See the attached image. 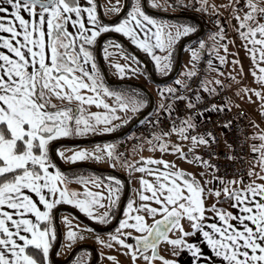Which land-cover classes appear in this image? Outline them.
<instances>
[{"label": "snow or ice", "instance_id": "6c2138e0", "mask_svg": "<svg viewBox=\"0 0 264 264\" xmlns=\"http://www.w3.org/2000/svg\"><path fill=\"white\" fill-rule=\"evenodd\" d=\"M148 3L164 10L194 7L208 13L217 25L212 38L218 39L227 53L226 23L221 20L224 9L227 22L235 21L231 27L251 62L255 87L237 80L245 76L238 54L232 63L239 71L225 74L213 58L223 66L226 55H219L215 46L209 47V58L202 70L205 74L200 77L198 64L206 44L199 40V47L189 48L191 67L186 66L173 77L175 86H158L162 100L147 113L151 118L144 121L153 129L146 137L150 148L178 153L185 160L212 169L217 186L207 187L208 179L201 184L192 173L177 169L174 162L163 158L129 162L116 148L119 136L103 144L95 142L91 150L88 146L70 145L76 148L71 155L56 146V152L67 161L106 159L112 167H126L130 175L142 173L136 197L128 198L124 204L121 196L125 185L116 176L69 175L49 155L56 140L117 132L141 109L151 107L150 98L142 90L109 87L94 54L101 34H121L151 58L160 75L166 76L173 69L178 42L193 33L195 26L148 14L144 0H115L107 9L121 14L115 22H105L98 15V0H0V264H53L50 252L57 240V206L64 203L105 225L122 208L115 231L108 233L107 240L100 236L96 240L109 249L117 248L128 257V264H155L157 260L161 264H179L177 259L160 253L161 245L170 248L172 257L186 250L191 264H264V132L259 133L261 143L250 146L255 155L254 165L247 169V180L216 175L219 169L207 158L198 153L190 157L179 143L170 145L163 139L175 133L178 140H190L193 145L215 142L211 132L201 134L195 129L197 114L224 112L233 105L225 97L224 104L212 102L206 108L200 107L206 102L205 94L215 96L231 87L219 75L237 82L236 94H245L241 99L255 103V96L264 118V0ZM110 48L118 49L126 61H109L121 77L138 71L140 60L127 52L119 40L104 41L105 59ZM213 69L218 75L210 81L207 73ZM181 101L183 108L195 111L180 114L177 109ZM93 105L97 110H91ZM164 120L168 121L167 128ZM222 124L227 128L232 121L226 119ZM227 155L235 159L231 152ZM146 176L154 177V181ZM69 181L83 185L82 191L69 190ZM209 197L213 199L211 204L206 203ZM60 219L67 225L64 239L68 247L84 238L79 225L71 226L67 216ZM85 228L92 230L88 225ZM192 236L199 237L202 243L190 240ZM59 254L56 250L55 255ZM107 257L113 264H120L116 255L109 252ZM72 264H83V259L77 258Z\"/></svg>", "mask_w": 264, "mask_h": 264}, {"label": "rangeland", "instance_id": "374dc122", "mask_svg": "<svg viewBox=\"0 0 264 264\" xmlns=\"http://www.w3.org/2000/svg\"><path fill=\"white\" fill-rule=\"evenodd\" d=\"M148 14L149 13V9H145ZM198 13H200V11H198ZM227 14L224 18V21L226 23V26H228V28H225V33L226 36L228 38V49H227V53H225L224 49H223V45L222 43L218 40V39H214L212 38V35L209 34L208 37L205 38V34L199 39V40H204L205 44L208 45L209 47H216L217 52L219 53V55H226L227 57V62L221 66L218 62V60H216L215 58L214 60V64L217 67H222V71L227 74L230 72H238L239 68L238 66L233 65L232 60L235 58V55L238 54L239 58L242 60L243 62V67H244V73L245 76L244 78H240L237 77V80H239V82L241 84H246L248 87H255L256 85L254 84V79L253 76L251 74V62L249 60V57L246 55L245 49L243 47H240V45L242 44V41L240 40V38L236 35V32L234 30V28L231 27V22L228 23L227 22ZM203 24L205 25V27L207 25H209V23H207L206 19H202ZM215 31L217 30L214 29ZM205 38V39H204ZM192 41V39L188 38V42L186 43L187 45L184 47H187V49L184 50L183 56H182V64H180V72L182 70L185 69V67L187 65H189V61L191 58V52L189 51L190 47H199L198 41ZM234 40L235 44H233L231 41ZM99 42V41H98ZM190 42V43H189ZM182 43V42H181ZM180 43V44H181ZM98 43L95 45L97 46ZM97 48V47H96ZM184 49V48H183ZM127 52L129 53H134L133 51L129 50L128 48L125 49ZM95 51V50H94ZM103 55H104V46H103ZM135 54V53H134ZM115 56H117V58L114 60L115 63H126V61L124 60L123 57L120 56L119 54V50L116 49V52L114 54ZM104 59H105V55H104ZM133 63V66L136 67L135 62H131ZM108 63V62H107ZM141 63V62H140ZM105 64H106V59H105ZM186 65V66H184ZM108 69L110 71H112L114 69L113 66H110V63L107 65ZM140 66V64H139ZM138 66V67H139ZM106 67V66H105ZM143 70V69H142ZM144 71V70H143ZM175 72V70H174ZM180 72L178 73V75L180 74ZM111 76H114L113 72L110 73ZM174 74V73H173ZM209 74H211V80H213L215 77H217V72L213 69V70H209ZM120 78L121 81L119 82H125L124 80L126 79V77L128 78L129 76H134V75H138V71L131 73V74H126L125 76L121 77L119 74H117ZM177 75V76H178ZM139 77V76H138ZM141 78V77H140ZM219 79H221L222 81H224L225 83H231V87H229L230 89H232L234 95L236 96V98L238 99V101L247 108V110L249 111L252 120H253V128L252 131L253 133H256V136L252 135V144H260L261 141L259 139V133L264 132V118H262L259 110H258V101L257 98L255 96L252 97L253 101H256L255 103H251L248 102L247 99H241V97H244L245 94L243 92H240L239 95L236 94V88H237V82L236 81H229L228 77L226 75H219ZM156 82V81H155ZM172 83L173 86L174 82L173 79L166 81L162 84L157 83V86L159 87H164L167 84ZM110 88L112 89H116V90H120V89H136V88H130L128 86H124V85H120V86H113V85H109ZM138 90V89H137ZM155 101L156 104L158 103V99L161 98V96L159 94H156ZM109 100H111L112 98H108ZM91 110H97L96 107L93 105L91 106ZM129 115H131V113H129ZM135 116V115H134ZM145 118H149V116L147 115ZM145 118L143 120H145ZM116 123H119V121H115ZM142 122V121H141ZM125 126V125H123ZM122 126V127H123ZM120 133V132H118ZM116 133V134H118ZM114 133H109V134H97V135H89L88 137L85 138H69V141L72 142H79V141H84V144H64L61 145V150L65 151V155H71L72 151H75L76 148L74 147H68L70 145H75V146H88L89 149L91 150V148L94 147L95 142H99L101 144H103L106 140H112L114 138H110V139H106L107 137H112L114 135H116ZM132 134V131L126 133L123 137H120V140L117 142L116 144V148L117 150L120 151V149L124 148V141L125 139L129 138ZM164 139V138H163ZM167 142L171 145L174 143H179L181 146V150L189 153L190 157L192 154H196L200 152L201 148H202V144H197V145H193L192 142L190 140H178L177 139V134L173 133L171 136H169L167 138ZM165 140V139H164ZM154 143V141H153ZM251 144V145H252ZM53 145V143H52ZM52 148V147H51ZM51 148L49 151V155L51 154ZM127 153L128 156L126 157L129 162L135 160L137 162H141V158H149L152 157L154 159H159V158H163L165 160H168L170 162H174V165L176 166L177 169H182L185 170L186 172L192 173L194 176L197 177V179L200 181L201 184L204 183L205 179H208L210 181V183L207 184V187L211 188L214 186H217L218 181H214L212 180V172L204 169L203 167H201L199 164L196 163H192L189 160H185L183 158H181L179 156L178 153H169V152H162L159 148H150L148 141H145L143 144L137 145V146H129L127 147ZM255 155V154H254ZM254 155H251L254 156ZM51 156V155H50ZM64 162H69L72 163L70 165H62L63 167H67L68 169L63 170L62 168H60L62 171H65L66 173H68L69 175L72 174H78V173H83L85 175H90L91 173H95L96 175L100 176V177H107L109 175L112 176H116L118 179H120L121 183H123L125 185V189L127 187V183L128 182V188H129V193H128V198H135L136 197V189L138 187V178L140 175H142V173H140L139 171L132 173L131 175L129 174L128 170L126 167H112L111 163L109 161H107L106 159L101 160V161H96V160H84V161H76L71 162V161H67L64 160L63 158H61ZM253 162V161H252ZM95 165L98 169V172H96V170L90 168V167H81V166H77V165ZM106 169V174H103L102 172H104V170ZM112 171V172H110ZM201 173H203V175H201ZM147 179L153 180L154 181V177L151 176H146ZM66 186L69 188V190L71 191H82L83 185H80L79 183H77L76 181H69L67 182ZM89 187H92V185H89ZM93 190H96L95 188ZM125 190L122 193L121 199L124 195ZM127 202V201H126ZM213 202V199L211 197H209V199L206 201V203L211 204ZM69 205V204H67ZM62 205V207H69V208H74L76 211H78V209H76L74 206L72 205ZM61 206L57 207L60 208ZM79 212V211H78ZM80 213V212H79ZM82 216H84L85 218H87L89 221H91L92 223L95 221H92L90 218H88L87 216H85L84 214L80 213ZM62 216H67L69 221L71 222V226H73L74 228L79 225V229L82 230L83 232V239H79L75 244H73L71 247L67 246V242L64 239V235L66 232V227L67 225H65V223L60 219V217ZM184 223L186 221H183ZM97 224V226L101 227V228H106L109 226L105 225V224H100L99 222H95ZM94 224V223H93ZM85 225L80 219H78L73 213H71L68 210H63L60 212L59 215V226L61 229V235H62V241H61V246L59 249V255L62 256H67L70 254L71 251H73L76 247H82V246H88V247H94L96 249V251L98 252V254H100V261L105 263V264H113V262L111 260L108 259L107 254L110 252L113 255L117 256V259L120 261V264H128V257L126 255H124L123 253H121L117 248H112L109 249L106 246L102 245L101 243H99L96 240V236H100L101 239L107 240L108 239V233L114 232L115 228H113L110 231L107 232H98L95 229H93L92 227H90L92 230H88L85 228ZM58 236V233H57ZM63 245V247H62ZM68 251V252H67ZM92 250H89L88 248H81L80 249V255L82 256V259H84V256L86 257L87 255H89ZM63 252H66L67 255L63 254ZM161 252L164 256L169 257L170 255V248L167 245H161ZM87 259V258H86ZM156 264H161V262H158Z\"/></svg>", "mask_w": 264, "mask_h": 264}, {"label": "built area", "instance_id": "2783aa9c", "mask_svg": "<svg viewBox=\"0 0 264 264\" xmlns=\"http://www.w3.org/2000/svg\"><path fill=\"white\" fill-rule=\"evenodd\" d=\"M179 11L183 12H192L197 10L194 7L182 8ZM227 19V17H226ZM207 23L216 29L217 25L207 17ZM235 21H231V24H234ZM208 45L204 49V56L200 60L198 67L201 69L200 77L205 73L202 71L205 67V61L209 58V53L207 52ZM214 59V58H213ZM209 76V72L207 73ZM198 77V78H200ZM196 80H193L195 83ZM218 87V86H217ZM225 97H228L233 101V105L230 110H225L224 112H215V111H205L203 116L197 114L196 123L197 127L195 129L196 133L205 134L211 132L215 136V142L210 145H204L199 154L203 158H207L211 164H214L219 169L216 172V175L225 176L226 178L230 177H246L247 169L250 166L251 159V136L253 128L252 117L247 110L236 98L232 89L226 88L221 91L218 95L208 97L205 94V103H202L200 107L207 106V103H217L224 104ZM181 107L177 109L180 114H183L185 111H195V109H185L182 107L183 101L179 102ZM238 105V106H237ZM145 118L142 122H139L133 129L132 134L129 138L124 141V148L120 149L121 152L128 156L127 147L137 146L143 144L147 141L146 137L153 131L148 123L144 121L150 119ZM231 120L232 124L230 127H224L222 121ZM164 125L167 128L168 121L164 120ZM135 137V139H133ZM210 139V138H209ZM243 141V144H241ZM227 142V143H226ZM231 144L234 147L229 148L227 145ZM213 152L218 153V155H212ZM231 152L232 156L235 159H229L228 153ZM203 167V165H201ZM212 172V169H207ZM213 173V172H212Z\"/></svg>", "mask_w": 264, "mask_h": 264}, {"label": "crops", "instance_id": "0c3cea01", "mask_svg": "<svg viewBox=\"0 0 264 264\" xmlns=\"http://www.w3.org/2000/svg\"><path fill=\"white\" fill-rule=\"evenodd\" d=\"M158 2H160V3H162L163 2V0H158ZM186 2H191V0H186ZM208 2H209V4H211V3H217V4H222V3H226L227 2V0H208ZM115 3V0H98V5H99V7H98V15H100L101 17H102V19L105 21V22H114L113 20L120 14V13H112V12H108L107 11V9L108 8H110L111 7V5L112 4H114ZM147 4H148V6H147ZM144 8L145 9H149V13H150V15H154V16H163V17H167V18H169L170 20H174V21H176L175 19H173V15L175 14V15H177V14H180V15H195L199 20H202V19H206L207 20V17L209 16V14L208 13H205V12H201L200 11V13H198V12H194V11H192V12H183V11H179V10H177V11H173V10H171V9H167V10H164V9H162V8H156V7H153L152 5H150L149 3H148V0H145V4H144ZM100 10H101V12H100ZM210 11H212L211 9H210ZM221 20H222V22L224 21V18H225V16H226V11L224 10V9H221ZM196 18V19H197ZM202 23H203V21H201ZM204 28H206V32H204L203 33V35L205 34V38L206 37H208L209 36V34H212L213 32H215V30L214 29H212V27L210 26V25H207L206 27H204ZM226 28H228V26H226ZM111 33H114V34H116V35H119V36H121V34H119V33H115V32H110V33H104V34H101V37H103V36H105V35H108V34H111ZM101 37H98V41H99V39L101 38ZM122 37V36H121ZM123 38V37H122ZM204 38V39H205ZM107 39H113V40H119V39H117V38H115V37H112V36H107L104 40H103V42H102V46H101V59H102V61H103V64H104V66H106L105 68H106V70H107V73H108V76H109V78L111 79V80H114V81H121V78L117 75L118 73H117V71L115 70V68L112 70V71H110L109 69H108V64H109V61H111L113 64L115 63L114 62V60L117 58V56H115L114 54H115V52H116V48H110L108 51H109V56H108V59H106V64H105V59H104V55H103V51H102V49H103V46H104V41L105 40H107ZM126 40V39H125ZM120 41V40H119ZM120 43H121V45L123 46V48L124 49H126L127 47L125 46V44L124 43H122V41H120ZM186 49H187V47H186ZM118 50V49H117ZM94 54H95V56H96V61H97V64H98V66L100 67V64H99V61H98V59H97V51L95 50L94 51ZM108 62V63H107ZM141 62V61H140ZM142 63H140V66L138 67V75H134L133 77L132 76H129L128 78L126 77V79L124 80L125 81V83H122V84H110V83H108L107 81V83H108V85H113V86H120V85H124V86H126V82H134V83H138V84H141V85H143L148 91H150L151 93H152V95H153V97H156V94H159V92H158V86H157V82H155L154 81V79H148V77H147V74H146V71L144 70V68H143V66L141 65ZM189 65H187V67H191V64L190 63H188ZM135 65V64H134ZM184 66H186V65H184ZM100 69H101V67H100ZM144 71H143V70ZM101 71H102V69H101ZM114 73L113 75L114 76H111V74L110 73ZM139 76V77H138ZM158 77V79H168V77H170V76H168L167 77V75L166 76H162V75H160L159 73H158V75H157ZM141 77V78H140ZM105 78V77H104ZM208 78H209V80L211 81V74H209V76H208ZM106 80V79H105ZM129 84V83H128ZM160 84H162V83H160ZM154 100H155V98H154ZM161 100H162V97L161 98H159L158 99V103L156 104V101H155V107H158L159 106V104H160V102H161ZM154 107V108H155ZM122 128V127H121ZM121 128H119L118 130H117V132H114V134H116V133H118L119 132V130L121 129ZM252 135H253V133H252ZM168 137H164V139H165V141H167L168 139H167ZM62 139H64V138H61V139H59V140H56V141H54V142H52V143H55V142H57V141H60V140H62ZM251 139H252V136H251ZM251 144H252V140H251ZM203 146H204V144H202ZM61 146V145H60ZM202 146V147H203ZM54 152H55V156L57 157V159L60 161V163L62 164V165H70V164H72V163H69V162H64L61 158L62 157H60L59 156V154L56 152V150H54ZM51 155V154H50ZM251 155H254V153L251 151ZM253 156L251 157V159H250V165H254V161H253ZM253 161V162H252ZM75 163V162H74ZM92 166H95V165H93V164H91ZM200 165V164H199ZM201 166V165H200ZM68 167V166H67ZM95 167H97V166H95ZM202 167V166H201ZM204 168V167H203ZM205 169V168H204ZM248 179V177L246 176L245 177V180H247ZM62 205H67L66 203H64V204H61V205H58L57 207H59V206H62ZM67 206H69V205H67ZM225 207H227V205H224ZM95 225H97L95 222H93ZM184 223V222H183ZM184 226H185V228H187L188 227V225H187V222H185L184 223ZM189 239L190 240H192V241H195V242H197V243H202V241L199 239V237H197V236H192V237H189ZM68 252V251H67ZM63 254H67L66 252H63ZM169 258H174V259H177L178 261H179V264H191V255H190V253H188L186 250L185 251H182L181 252V254L179 255V256H176V257H172L171 256V252H170V255H169Z\"/></svg>", "mask_w": 264, "mask_h": 264}, {"label": "water", "instance_id": "95a60500", "mask_svg": "<svg viewBox=\"0 0 264 264\" xmlns=\"http://www.w3.org/2000/svg\"><path fill=\"white\" fill-rule=\"evenodd\" d=\"M144 4H145V0H144ZM101 12V10H100ZM121 14H119L118 16H120ZM117 16V17H118ZM117 17L113 20L114 22L116 21ZM200 27H201V30L200 32L196 35V37H200L203 32H204V27L205 25L200 22ZM107 36H112V37H115L117 39H119L120 41H122V43L125 44V46L131 50V51H134V49L132 48V46L124 39L122 38L121 36L119 35H116L114 33H111V34H108V35H105L103 37H101L99 39V42H98V45H97V59L99 61V64H100V67L102 69V72L104 73V77L106 79V81L110 84H122V83H125V82H119V81H114V80H111L108 76V73H107V70L103 64V61L101 59V46H102V42L103 40L107 37ZM188 42V39H184L182 41V43L180 44L179 46V51H178V59H177V64H176V68H175V72L174 74H172L170 77H168V79H158L156 77H154V75L152 74V69H151V65L149 63L146 62V60L139 54H135L138 59L144 64V66L147 68L148 70V73L153 75V79L154 81H156L157 83H164L166 81H169L170 79H172L173 77H175L176 73L179 71V68H180V64H181V59H182V51H183V48L184 46L186 45V43ZM126 83H129V84H132V85H135L141 89H143L148 97L150 98V101H151V107H149L145 112H143V119L147 116V113L151 112L153 107H154V104H155V100H154V97L152 95V93L150 91H148L143 85L141 84H138V83H134V82H126ZM141 114V115H142ZM141 115L136 119V121L126 130L112 136V137H107L106 139H110V138H115L117 136L119 137H123L126 133H128L129 131H131V129L141 121ZM85 142L84 141H79V142H72V141H69V140H65V141H57L55 143H53V146L51 148V157L52 159L54 160V162L57 164L58 167L62 168L63 170H66L68 169L67 167H63L62 164L60 163V161L57 159V157L55 156V148L56 146H60V145H64V144H84ZM77 166H81V167H90L94 170H97V168H95L94 166L92 165H77ZM127 183V187L125 189V192H124V195H123V198H122V202L124 204H126V201H127V197H128V193H129V188H128V182ZM63 210H68L70 211L71 213H73L78 219H80L84 224L92 227L93 229H95L96 231L98 232H107V231H110L112 230L113 228H115L118 224V220L119 218L122 216V208L121 210L118 212V215L116 217V220L115 222L110 226V227H107V228H101L95 224H93L92 222H90L88 219H86L84 216H82L78 211H76L74 208H69V207H60L57 209V214H56V225H57V233H58V236H57V242H56V245L54 247V250L52 252V262L53 264H66L70 261V259L72 258V256L74 255V253L77 251V250H80L81 248H88L89 250H92L94 251V258H93V261H92V264H94L96 261H97V252H96V249L94 247H88V246H82V247H76L71 253L70 255L66 258V259H57V255H55V251L56 250H59L60 249V246H61V241H62V235H61V229H60V226H59V215H60V212L63 211ZM130 238V237H129ZM131 239V238H130ZM159 251H160V248H159Z\"/></svg>", "mask_w": 264, "mask_h": 264}, {"label": "trees", "instance_id": "16d2710c", "mask_svg": "<svg viewBox=\"0 0 264 264\" xmlns=\"http://www.w3.org/2000/svg\"><path fill=\"white\" fill-rule=\"evenodd\" d=\"M147 6H148V4H147ZM197 17L195 16V15H180V14H177V15H173V19H175L176 21H182V22H186V23H188V24H190V25H193V26H195V31L193 32V33H191V34H189V35H187V36H184V37H182L181 38V41H179L178 42V45L176 46V48H175V50H174V53H173V69H172V71L167 75V77L168 76H170V75H172L173 73H174V70H175V68H176V64H177V59H178V51H179V46H180V43L184 40V39H192V41L191 42H193V41H196V40H199L201 37H196V35L200 32V30H201V27H200V22L202 21V20H199L198 18L196 19ZM204 32H206V28H204ZM203 32V33H204ZM190 43V42H189ZM186 46V45H185ZM96 47L97 46H95V48H94V50H96ZM132 48L134 49V53L135 54H139V55H141L145 60H146V62L147 63H149L150 65H151V69H152V74L154 75V77H158L157 75H158V72L156 71V69H155V66H154V62L151 60V58L149 57V56H147V55H145L143 52H141V51H139L138 49H136L134 46H132ZM186 49V47H184V49H183V51H182V56H183V53H184V50ZM131 54H133V53H131ZM142 63V62H141ZM181 64H182V59H181ZM142 66H143V68H144V70L146 71V74H147V77H148V79H153V75H151V74H149L148 73V70H147V68L144 66V64L142 63L141 64ZM181 69V68H180ZM180 69H179V71L176 73V75H175V77L178 75V73L180 72ZM173 79V78H172ZM172 79H170V80H172ZM126 86H128V87H130V88H136V89H138V90H142L143 91V94L144 95H146L147 97H148V95H147V93L143 90V89H141V88H139V87H137V86H135V85H132V84H128V83H126ZM155 107V106H154ZM153 107V108H154ZM148 108H146V109H141L140 110V112L139 113H137L135 116H133V118H132V120L131 121H129L128 122V124H125V126H123L120 130H119V132H122V131H124V130H126V129H128L135 121H136V119L143 113V112H145L146 110H147ZM65 140H69V138H64V139H62V140H60V141H65ZM96 172H98L97 170H96ZM103 174H106V171H104V172H102ZM87 219V218H86ZM91 222V221H90ZM56 242H57V240L54 242V247H55V245H56ZM54 249V248H53ZM52 252V251H51ZM51 252H50V254H51Z\"/></svg>", "mask_w": 264, "mask_h": 264}, {"label": "flooded vegetation", "instance_id": "af4514ba", "mask_svg": "<svg viewBox=\"0 0 264 264\" xmlns=\"http://www.w3.org/2000/svg\"><path fill=\"white\" fill-rule=\"evenodd\" d=\"M104 171H106V169L104 170ZM110 172H112V171H110ZM123 198V197H122ZM122 200V199H121ZM117 215H118V212H117V214H116V217H117ZM115 220H116V218L109 224V226L108 227H110L114 222H115ZM107 228V227H106ZM130 239V238H129ZM54 250V249H53ZM53 250H52V252H53ZM80 250H77L75 253H74V255L72 256V258L70 259V261L68 262V263H66V264H72V262L75 260V259H77V258H82V256L79 254L80 252H79ZM52 252H51V254H50V256L52 257ZM72 252V251H71ZM70 252V253H71ZM97 252V251H96ZM90 254L89 255H87L86 257L84 256V259H83V264H92V261H93V258H94V251H91V252H89ZM160 253L162 254V252H161V247H160ZM97 254V261L94 263V264H105V263H103V262H101L100 261V259H101V257H100V254H98V252L96 253ZM65 255H67V254H65ZM70 255V254H69ZM69 255H67V256H62V255H58L57 256V259L59 258V259H66ZM163 255V254H162ZM87 258V259H86ZM158 262H160L159 260H157L156 262H155V264L156 263H158Z\"/></svg>", "mask_w": 264, "mask_h": 264}]
</instances>
